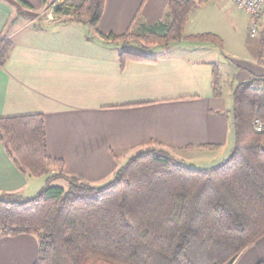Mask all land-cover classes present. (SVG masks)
<instances>
[{
    "label": "crops",
    "instance_id": "0c3cea01",
    "mask_svg": "<svg viewBox=\"0 0 264 264\" xmlns=\"http://www.w3.org/2000/svg\"><path fill=\"white\" fill-rule=\"evenodd\" d=\"M24 1L39 17L12 21L13 9L0 2V36L12 44L7 63L0 66V118L43 115L48 154L64 162L67 175L101 186L131 155L148 150L166 152L198 170L213 168L230 156L233 118L220 108L223 96L216 97L213 82L215 68L221 76L227 63L223 57H230L218 53L225 50V38L217 20H228L232 0H209L195 8L174 49L161 48L155 63L130 62L123 69L120 50L111 51L96 33L97 39L91 38L86 23L55 18L43 0ZM171 1L105 0L98 33L125 35L135 18L137 30L164 23ZM63 2L80 5L84 0ZM204 13L211 20L202 27L196 18ZM199 35L216 36L223 46L192 38ZM196 42L202 43L192 46ZM261 42L262 33L254 67L264 66ZM200 163L205 166L199 169ZM33 179L15 168L0 142V193L30 198ZM32 244L37 242L31 235L1 238L0 264H34L38 251L31 258L27 252ZM260 263L264 237L234 262Z\"/></svg>",
    "mask_w": 264,
    "mask_h": 264
},
{
    "label": "trees",
    "instance_id": "16d2710c",
    "mask_svg": "<svg viewBox=\"0 0 264 264\" xmlns=\"http://www.w3.org/2000/svg\"><path fill=\"white\" fill-rule=\"evenodd\" d=\"M61 1L43 0L45 10L55 18L84 22L104 42L120 46L123 69L130 62L155 63L128 46L141 40L167 48L181 41L191 12L209 0H172L166 22L137 30L135 18L122 36L98 33L105 0ZM9 2H16L25 19L38 16L24 0ZM192 38L222 45L213 35ZM11 48L0 36L1 67ZM213 84L220 96L217 68ZM256 119L264 121V77L234 89L235 144L221 164L198 170L166 152L148 150L97 186L67 175L64 162L49 156L43 115L0 118V142L15 168L47 179L34 197L0 193V239L37 235L34 264H234L264 237V133L255 130ZM60 179L68 188L51 185Z\"/></svg>",
    "mask_w": 264,
    "mask_h": 264
},
{
    "label": "rangeland",
    "instance_id": "374dc122",
    "mask_svg": "<svg viewBox=\"0 0 264 264\" xmlns=\"http://www.w3.org/2000/svg\"><path fill=\"white\" fill-rule=\"evenodd\" d=\"M0 2L8 5L9 7L13 9L14 13H13L12 21L13 19H17V17H20V14L18 13L16 9L17 7L16 2L11 3L9 2V0H0ZM228 15L229 16L227 17L228 18L227 21L223 18H220L217 20L220 23V27L218 30H221V33L223 34L225 38V50L221 51V49H219L218 53L219 55H221L222 52H225L226 54L230 55V57H227V58L223 57L224 62H227V63L222 68V71H221L222 75H221V91H220L221 94L220 96H223V100L220 102V106H221L220 108L223 109V112L229 115L232 119L233 118V92H234L235 87L238 84L243 83L247 80H252L254 76L256 75L264 76V66L262 64L260 65L256 64L257 67H254V65L252 66L253 57L255 55L256 47H257L256 44L258 43V37L260 33H262L261 21L259 19L252 18L248 16L247 14L239 11L233 4L230 7V12ZM45 16H44V19L41 21L45 22L47 20ZM212 16L219 18L220 15L213 12ZM37 17H39V14ZM196 20L199 23L201 22L202 27H205V21L211 20V17L210 15L204 13L203 15L201 14L198 15ZM254 25L258 26V32L254 36H252L251 30ZM90 32L91 33L89 34V36L91 38L92 37L96 38L94 32L93 31H90ZM103 43L105 44L106 42H102V44ZM200 43L202 42H196V44H192V46H197ZM178 44L179 42H174L170 44L169 47L171 46V48L174 49V45H178ZM210 44L219 46L217 45L219 43L215 44V43L210 42ZM107 46L113 52H119V50H121L120 47L116 46V43L115 44L112 43ZM221 46H223V43ZM127 50L133 53H144L147 57L151 59L159 58V54L162 51L161 47L148 44L141 40H139L138 43H134L133 45L128 46ZM242 57H245V61L233 59V58H242ZM249 71L254 72L256 75L254 76L251 75ZM220 96H216V97H220ZM134 156H136V154L131 155L130 158ZM172 158L177 162L179 161L174 156H172ZM204 163L197 164L196 167L200 169L205 166ZM124 164L125 163H122V165ZM199 166H202V167H199ZM33 180L35 182L32 184V190L30 192H27L28 196H32V197L37 196V194L40 193L42 188H44L47 183V179L45 177L37 178ZM51 185L68 188V182L62 179L51 182ZM15 197L23 198V195L15 196ZM31 237L34 240H36L37 244H35L34 247H33V244L28 246L27 252L30 258L33 256L34 251L35 252L38 251V241H39L37 235H32Z\"/></svg>",
    "mask_w": 264,
    "mask_h": 264
},
{
    "label": "built area",
    "instance_id": "2783aa9c",
    "mask_svg": "<svg viewBox=\"0 0 264 264\" xmlns=\"http://www.w3.org/2000/svg\"><path fill=\"white\" fill-rule=\"evenodd\" d=\"M225 1V0H221ZM235 7L252 18L259 19L262 23V33L264 34V0H232ZM258 32V26L254 25L251 35L254 36ZM254 128L259 133H264V121L256 119Z\"/></svg>",
    "mask_w": 264,
    "mask_h": 264
}]
</instances>
